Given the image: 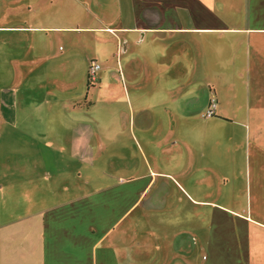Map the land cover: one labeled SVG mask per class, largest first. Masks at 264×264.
Listing matches in <instances>:
<instances>
[{"label":"crops","instance_id":"crops-1","mask_svg":"<svg viewBox=\"0 0 264 264\" xmlns=\"http://www.w3.org/2000/svg\"><path fill=\"white\" fill-rule=\"evenodd\" d=\"M7 11L0 29L17 31V47L0 40V59L29 61L31 89L21 104L1 88L0 102L28 111L30 156L63 158L44 170L0 164V189L25 187L34 205L0 224V264H182L195 262L196 237L206 264H264V0H0ZM122 75L144 108L168 113L140 119L160 171L103 185L98 93ZM115 119L110 139L133 142Z\"/></svg>","mask_w":264,"mask_h":264},{"label":"rangeland","instance_id":"rangeland-1","mask_svg":"<svg viewBox=\"0 0 264 264\" xmlns=\"http://www.w3.org/2000/svg\"><path fill=\"white\" fill-rule=\"evenodd\" d=\"M12 14L13 12L10 11L0 14V24L9 18V16H12ZM58 39L59 37H54L53 40L55 44H61V41H58ZM0 40L6 41L7 47H17V31L14 29L2 31V29H0ZM0 60V89L6 87L10 88L12 93H15L16 96L17 92L19 95H24V100L20 103H27L31 84L29 83V78L25 77V79H23L21 73L28 70H25L24 66L28 65L29 61L17 62L15 59ZM2 71H4L5 75L2 74ZM10 71L13 72L14 75H8V72ZM47 79L48 85L50 86L52 80L49 77ZM43 82H45V80ZM104 82L102 90L98 93L100 95L99 98L102 100V105L96 110V115L100 116L102 119V133L107 134V136H103L110 140V145L109 141L106 139L104 141L105 144L107 143V145L104 146L105 150H102L100 157L95 158L96 164H99L101 169V172H99L101 175V184H106V182L113 180L137 178L139 176L146 178L149 177V170L159 172V167L153 165L148 157V150L146 152L142 148L144 145L143 138L140 135L141 132L139 131L140 119L146 114L147 110H149L148 113L151 112L152 114L153 112H159L158 115L165 117L168 116V113H166V110L160 111L159 109L154 110L152 108H144L140 96L136 97L134 95L133 97L132 94L130 95V93L127 92V88L129 89L130 87L124 75H122V78L119 81H117L115 77L110 76ZM110 87H112V90L110 89L112 94L109 93ZM45 89L46 88H43L42 85H39L37 90L34 91L42 99H45L46 95L51 99L53 96L50 94L52 90L47 88V90L50 91L46 94ZM117 115L126 121L124 122L126 127L125 132H128L129 126H131L134 136L133 142L128 140L127 144H123V140H121L120 136H117L120 137L118 139H110L115 131L114 121L117 120L115 119L118 118ZM28 118V111L26 113V111L21 109L20 105L17 104V98L13 103L7 102V105H3L0 102V164H7L12 167H17L18 164L28 168L34 161L38 165L39 170H44L45 168L49 169L54 166L53 164L58 163L63 157H51V155L30 156V123ZM167 124H171L169 126L171 128L173 127L172 122H168ZM119 132H122V129H118V133ZM153 151V153H158L159 149L154 148ZM36 158L38 161H36ZM124 165L127 166V170L126 168H123ZM99 173L96 172V178ZM169 173L172 174V171H169ZM23 174L28 180L30 175H36L35 173L30 174L29 172ZM151 174L155 175L156 173ZM33 178L38 184L44 183L45 181L41 172L38 173L37 177ZM155 178L157 182H171V179L159 176L158 173ZM2 184L4 185L6 182H3ZM18 195H21V199ZM30 199V192L28 189H25V187H5L0 189V224L11 222V220L16 219L17 216L30 212L34 206L33 204H30V202H26ZM181 223L183 230L189 228V219H183ZM183 238L184 241H186L183 244H191L189 237ZM196 238L197 247L195 251V262H193V260L190 261L189 258H183L182 264H206L207 261L201 259L202 255L208 256L209 260L210 253L204 248V237Z\"/></svg>","mask_w":264,"mask_h":264},{"label":"built area","instance_id":"built-area-1","mask_svg":"<svg viewBox=\"0 0 264 264\" xmlns=\"http://www.w3.org/2000/svg\"><path fill=\"white\" fill-rule=\"evenodd\" d=\"M98 68H99V65L97 63L93 62L90 64L88 68V72H87V79L89 83L96 81V78H97L96 73H97ZM215 107H216V101L214 99H211L208 103V106L205 110L204 115L206 116L213 115Z\"/></svg>","mask_w":264,"mask_h":264}]
</instances>
